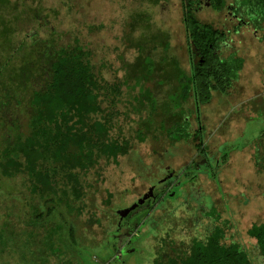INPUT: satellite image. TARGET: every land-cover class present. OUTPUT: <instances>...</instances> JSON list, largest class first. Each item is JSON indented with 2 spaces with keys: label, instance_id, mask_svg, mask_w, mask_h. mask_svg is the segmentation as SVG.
Here are the masks:
<instances>
[{
  "label": "trees",
  "instance_id": "trees-1",
  "mask_svg": "<svg viewBox=\"0 0 264 264\" xmlns=\"http://www.w3.org/2000/svg\"><path fill=\"white\" fill-rule=\"evenodd\" d=\"M90 1L0 0V194L26 192L28 204L38 207L32 216L39 230L51 224L53 214L65 222L62 237L73 241L81 222L100 226L86 196L93 183L106 179L104 166L118 165L134 143L155 134L170 143L183 139L192 84L209 96V76L233 77L241 64L238 56L225 64L206 54L202 64L181 66L169 51L170 30L156 17L157 5L169 0H119L122 14L108 23L119 25L117 43L102 44L97 34L105 23L88 16ZM179 1L186 40L213 46L220 29L190 12L198 0ZM211 2L215 9L225 5ZM232 5L264 38V0H232ZM259 136L228 151L246 155L256 176L264 172V130ZM255 142L259 148L252 147ZM253 185L254 191L223 190L218 200L205 193L202 235L187 252H166L154 264H264V206L260 219L241 223L242 207L264 196L260 180ZM104 192L108 206L113 194L106 187ZM18 204L9 202L12 210ZM83 213L88 216L80 220ZM58 260L77 264L68 257Z\"/></svg>",
  "mask_w": 264,
  "mask_h": 264
},
{
  "label": "rangeland",
  "instance_id": "rangeland-1",
  "mask_svg": "<svg viewBox=\"0 0 264 264\" xmlns=\"http://www.w3.org/2000/svg\"><path fill=\"white\" fill-rule=\"evenodd\" d=\"M44 3L50 5L54 3V0H44ZM119 3V0H92L88 4V16H94L95 21L105 23L104 28L97 34L99 38L97 39L102 44L117 43L116 36L120 30L119 25L112 23L109 26L108 23L114 17H119L122 14ZM167 5L168 7L157 5L156 17L161 25L171 30L174 44L181 43L184 31L179 1L169 0ZM198 17L203 20L212 19L215 23L219 20V16H213L212 11L201 12ZM257 34L259 35V32ZM252 40L255 38L252 37ZM262 43L264 42H261V45ZM257 50L259 51L255 47L251 49L252 52ZM254 59L249 58V66L247 64L242 72L244 75L242 82H244V78L252 76L260 83L257 82V87L249 90V96L254 98H250L244 104H247L248 111L250 104L254 103L258 106L262 119L251 121L246 119L247 125L243 129L242 135L230 142L233 146H236L235 142L236 144L240 142L242 146L246 143L252 144L255 138L261 140L259 134L264 130V86L259 87L261 83L264 84V62L259 55ZM235 110L237 111V108ZM221 113L218 115L219 119L222 117ZM248 114L245 113L243 119L247 118ZM163 135L155 134L144 142L134 143L127 155L119 157L118 165L110 163V165L104 166L103 173L106 179L102 183H93L92 190L90 189L86 196L87 206L96 211L97 216L102 217L100 226L81 222L80 229L82 231L79 232L80 235L76 232L75 241L62 237L64 231L60 230L61 223L65 222L57 216L54 217L53 214L50 216L51 224L45 229L39 230L40 222L32 216L34 215L32 212L34 210L37 212L38 207L28 204L26 192L10 190L7 194H3V196L8 195L7 199L0 194V264H64L58 260L61 257L64 259L68 257L77 264H154L161 256H168L166 252L175 256L187 252L192 239L197 235L201 236L203 229L207 227L205 212L208 210V201L204 198V194L210 193L214 195L215 200L219 199L217 188L211 178L200 182L199 188L201 189L191 188L177 198L165 197L159 201L161 206L157 205L159 208L152 210L148 215L145 214L146 205L135 207L125 217L127 226L119 227V230L114 231V234H111L113 231L110 230L114 228V220H108L107 216L113 209L129 204L134 193L145 188L146 179L150 180L153 177L155 167L162 169L170 159L175 163L177 159L172 157L174 152L180 158L181 155L184 158L185 154H188L189 151L185 145L183 149L180 147L177 151L171 150L170 138ZM255 144L258 143L255 142ZM165 146L168 149L166 152L164 151ZM237 160L238 162L233 160L223 174V190L227 194L235 193L245 187L254 191L253 184L257 180H260L264 189V172L256 176L254 168L251 166L252 161L246 155ZM204 161H199V168L208 173L210 166ZM194 169V166H189L182 176L186 178ZM172 183L176 184L177 182L172 181ZM104 187L113 194L108 206L102 202L105 197ZM261 198L242 207L243 220L241 223L243 226L249 224L250 221L260 219L264 196ZM8 200L9 202H19L17 208L12 210ZM5 205L7 206L5 207ZM87 216V213H83L80 220ZM65 217L69 219L68 216ZM9 220L16 222L18 226L13 229V222L10 223ZM27 225H31L33 228H28ZM30 235L33 238L29 237ZM26 239L29 241L25 242ZM60 251L61 256L59 257L56 252Z\"/></svg>",
  "mask_w": 264,
  "mask_h": 264
},
{
  "label": "flooded vegetation",
  "instance_id": "flooded-vegetation-1",
  "mask_svg": "<svg viewBox=\"0 0 264 264\" xmlns=\"http://www.w3.org/2000/svg\"><path fill=\"white\" fill-rule=\"evenodd\" d=\"M167 3L168 1H161L159 4L163 7H168ZM179 5L182 16L180 1ZM188 9L199 21L209 23L215 28L220 29V36L216 37L217 39L213 46L210 43L209 46L203 48V46H197L195 43L186 40V32L183 23L182 26L184 32L183 41L181 43L177 42L174 44V36L169 29L171 46L169 51L176 56L179 64H184L186 67H190V65L192 66L197 62L202 64L206 54H208L211 59L215 57L219 61H224L225 64H230L233 60L232 55L234 54V56H238V53H241V64L233 77L229 76L224 79L223 76L222 78L218 77L219 80H216L214 74L210 75L208 78L209 96L203 92V87L198 86L196 83L192 84L189 89L191 94L188 95L184 104L186 111L183 117L185 133H187V136L169 144L173 151H177L180 147L183 149L184 145L187 146V151H189L188 154H185L184 159L182 158V155L181 158L177 157V153L174 152L172 157L177 159L175 163L173 160L171 162L170 159L167 160L166 163L164 161L165 164L162 169H157V167H155L153 177L150 180L144 178L147 181L145 188L136 191L129 203L131 204L134 202L139 196L147 191L149 186L154 185L150 196L145 199L142 204H139L146 205L149 214L150 211L158 209V206H161L159 205L160 200L165 197H170L169 193L172 189L175 191L171 198H177L191 188L194 190L201 189L199 188L200 182L211 178L213 175H215L216 178L214 180L211 179L215 183L217 194L219 195V193H221V196L223 197L224 191L221 189L222 186H219V183L224 181L222 178L223 174L227 171V168L232 164L233 160L238 162L237 159L243 154L240 153L236 155L235 153H229L228 151L232 149V147L234 149L237 145H240V142L238 144L235 142L236 146H233L230 142H232L234 138L242 135V131L247 125V121L262 119L260 118L261 113L258 106L252 103L250 104V109L248 111L247 104H244L250 98H254L249 96V93L253 87H257L256 83L259 82L258 79L249 76L244 78V82H242V77H244L242 72L247 64L249 66V58L254 59L259 55L264 62V43L261 45V42H264L262 33L260 32L258 35V31L252 26V24H250L249 20H246L235 13L232 0L230 2L225 0V5L220 9H215L211 0H198L191 3ZM204 11H212L213 16H219V20L215 23L212 19L203 20L199 18L198 14ZM252 37L255 38V40H252ZM253 47L259 49V51L252 52L251 49ZM260 85V88L264 86L263 83ZM236 108L237 111L235 110ZM220 112H222V117L219 119L218 115ZM234 112L237 113L233 114ZM245 113L249 114L247 118L243 119ZM246 119L248 120L246 121ZM247 145L251 144H243L241 149ZM252 147L259 148L260 144H254ZM167 150V146H165L164 151L166 152ZM203 160H205L207 165L210 166L208 173H205L199 168V161ZM189 166H194L195 169L192 170L193 172L191 174L184 178L182 175L188 170ZM167 174H170L169 177ZM172 181H176L177 183L173 184ZM234 181L236 182L235 179ZM206 195L213 197V194L210 193H206ZM129 204L125 206H128ZM116 209L118 208L113 209V211L107 215L108 220H114V228L110 229L113 231L111 234H114V231L119 230V227L127 226L125 223V217L128 216L131 211L130 210L118 224L119 215L116 213ZM98 217L100 222L102 217Z\"/></svg>",
  "mask_w": 264,
  "mask_h": 264
},
{
  "label": "water",
  "instance_id": "water-1",
  "mask_svg": "<svg viewBox=\"0 0 264 264\" xmlns=\"http://www.w3.org/2000/svg\"><path fill=\"white\" fill-rule=\"evenodd\" d=\"M170 174H167V176L169 177ZM154 185H151L148 187L147 191L144 192L141 196H139L134 202H132L131 204H129L128 206L125 207H121L116 209V213H118L119 218H118V224L120 223V221L122 220V218L132 209H134L137 205L142 204L145 199H147L150 194L152 193V189H153ZM175 190H171V192L169 193L170 197L173 196Z\"/></svg>",
  "mask_w": 264,
  "mask_h": 264
},
{
  "label": "crops",
  "instance_id": "crops-1",
  "mask_svg": "<svg viewBox=\"0 0 264 264\" xmlns=\"http://www.w3.org/2000/svg\"><path fill=\"white\" fill-rule=\"evenodd\" d=\"M237 55H238V57H240L241 53H238ZM233 56H234V54L232 55V57H233ZM233 58H234V57H233ZM182 60H183V57H182ZM181 66H184V64L181 65ZM2 196H3V194H2ZM5 196L7 197L8 195H5ZM5 196H4V197H5Z\"/></svg>",
  "mask_w": 264,
  "mask_h": 264
}]
</instances>
